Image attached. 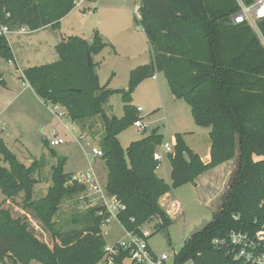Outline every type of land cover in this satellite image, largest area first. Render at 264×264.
Returning a JSON list of instances; mask_svg holds the SVG:
<instances>
[{
    "label": "trees",
    "instance_id": "16d2710c",
    "mask_svg": "<svg viewBox=\"0 0 264 264\" xmlns=\"http://www.w3.org/2000/svg\"><path fill=\"white\" fill-rule=\"evenodd\" d=\"M140 18L135 24L145 32L153 51L148 65L130 74L128 90H112L99 79V64L93 57L109 45L99 34L90 42L79 36L63 39L55 48L59 59L24 71L35 95L47 106L60 107L79 128L104 130L101 151L108 170L106 191L122 202L118 215L122 227L148 241L142 227L154 220L157 233L173 220L162 207L167 194L234 160L239 152V169L225 202L212 221L196 233L175 256V264H226L225 250L215 249L214 239L231 231L264 230V47L246 25H234L236 0H139ZM75 0H0V27L11 32L27 29H60L74 11ZM88 54L92 65L88 63ZM12 48L0 34V60L13 61ZM1 62V61H0ZM163 74L172 94L185 101L200 127L210 128V161L205 162L176 136L174 151L167 155L172 166V183L158 174L154 155L165 144L159 130L132 142L125 150L120 136L139 119L131 96L147 78ZM5 83L0 72V84ZM121 95L125 116H111L106 105ZM48 146V143H46ZM49 147V146H48ZM53 186L47 195L33 201L40 170L36 160L22 163L0 137V190L6 200L25 194L24 205L52 233V247L42 242L22 218H13L0 202V264H99L107 242L101 227L107 215L93 207L84 216L83 228L61 233L53 222L62 201L86 192L70 184L73 174L64 172L65 158L55 152ZM239 215L236 221L233 216ZM79 220H74L78 223ZM129 251L121 252L114 264H123Z\"/></svg>",
    "mask_w": 264,
    "mask_h": 264
},
{
    "label": "rangeland",
    "instance_id": "374dc122",
    "mask_svg": "<svg viewBox=\"0 0 264 264\" xmlns=\"http://www.w3.org/2000/svg\"><path fill=\"white\" fill-rule=\"evenodd\" d=\"M137 1L92 0L89 4L90 10L75 11L65 21L61 30L46 28L31 33L23 28L21 33L8 35L7 39L14 59L10 62L0 60V72L5 81L0 84V127L3 130L0 137L22 163L31 166L36 160L40 162V170L33 175V178L37 180L33 191V201L43 199L53 186V167L58 162L53 156L54 152L66 159L64 165L66 174H78L92 169L104 190H106L108 170L103 158L93 155V149H101L104 138V130L96 126L98 122L93 123L91 130L77 126L78 130L73 134L84 135L81 144L78 143L66 126L46 109V104L41 103L31 93L24 71L56 62L59 57L55 48L61 40V35L81 36L86 39L95 37L96 34L102 37L103 34L104 39H107V33H110L113 28L123 27V24L127 22L133 23L136 16L140 18L139 8L136 9ZM260 42L264 47V41L260 40ZM103 51L98 54L105 59L99 73L100 83L102 85L109 83L111 89L128 90L130 73H128L126 59L115 55L112 47H106ZM149 61L150 53L142 51L138 53L137 63L146 62L142 64L143 66L148 65ZM19 93L22 95L18 96ZM15 97L16 101H14ZM131 105L143 109L144 112L139 114V118L146 128L139 130L133 125L120 136V143L125 150L132 142L147 137L157 129L165 135V141L172 146L177 133H185L190 147L204 157L206 134L211 129L196 124L190 106L185 101L174 97L163 74H158V80L151 77L142 81L131 96ZM106 111L111 116L123 118L125 105L122 96L114 95L106 105ZM70 123L67 124L70 125ZM54 133L57 134V138L64 139L65 144L49 148L46 143L54 138ZM207 141L211 145L209 137ZM235 161L239 164L238 158ZM8 166L0 157V167ZM164 166L165 168L158 174L171 184L172 167L168 159L164 161ZM234 168L235 166L230 164L208 173L205 177L208 183L204 186L201 183L198 186L196 181L194 184L172 191L175 203L168 208L170 211L177 212L172 225L159 233L156 228L159 223L157 219L142 227L143 232L147 234L149 245L156 253L159 255L168 253L173 260L184 245L212 221L215 210H220L228 195L234 175L237 173L233 171ZM233 172H235L234 175ZM229 177L233 179L230 180ZM24 200V193L14 200H6L0 190V202L4 203V209L8 210L13 218L26 220L34 234L52 247L56 242L52 233L25 209ZM95 206V197L89 196L86 192L64 199L53 220L56 230L65 233L83 228L86 212ZM180 210L181 213H179ZM77 219L79 222L74 223ZM105 230L109 231V234H103L109 246L125 238L124 229L114 219L110 227Z\"/></svg>",
    "mask_w": 264,
    "mask_h": 264
},
{
    "label": "built area",
    "instance_id": "2783aa9c",
    "mask_svg": "<svg viewBox=\"0 0 264 264\" xmlns=\"http://www.w3.org/2000/svg\"><path fill=\"white\" fill-rule=\"evenodd\" d=\"M92 0H75L74 10H90V3ZM238 5V12L232 18L234 25H246L256 34L259 40L264 41V0H236ZM22 30L18 31L21 33ZM7 27H0V34H12ZM156 78V76H154ZM29 86V85H28ZM56 116L61 123H63L67 130L73 134L77 126L72 123L66 115V112L60 107H53ZM63 110V111H61ZM139 113L143 112L142 108H137ZM59 111V112H57ZM71 122V123H70ZM67 123H70L68 125ZM135 128L144 130L146 127L141 123L140 118L134 123ZM3 130L0 127V133ZM79 133V132H78ZM74 138L81 144L83 140L82 134L74 135ZM48 146L55 148L65 144V140L54 138L50 140ZM174 151V147L165 143L160 150L155 153L154 159L159 163L157 171L160 172L164 168V161L167 155ZM95 157H103L101 150L93 149ZM70 184H78L86 188V193L89 196L95 197L96 206L102 207L101 215H107L106 220L102 224L101 231L109 234L106 228L110 227L112 220H116L122 227L118 220L119 213L125 209L124 205L116 197L111 196L99 184L97 177L92 169L73 175ZM236 221L240 220L239 215L233 216ZM123 228V227H122ZM124 229V228H123ZM125 238L117 241L114 245L107 244L105 248L104 259L99 264H114L115 258L120 253L129 251V257L124 260L123 264H175V257L171 260L168 253L156 254L150 248L148 241L124 229ZM146 235V234H145ZM104 237V235H103ZM212 245L215 249L225 250L228 257L226 264H264V230L254 233L252 231H231L223 238L214 239ZM176 256V255H175ZM182 264H196L194 261H188Z\"/></svg>",
    "mask_w": 264,
    "mask_h": 264
},
{
    "label": "crops",
    "instance_id": "0c3cea01",
    "mask_svg": "<svg viewBox=\"0 0 264 264\" xmlns=\"http://www.w3.org/2000/svg\"><path fill=\"white\" fill-rule=\"evenodd\" d=\"M137 8L136 9H140V6H141V2L138 0L137 1ZM75 11H77V10H74V11H72L66 18H64L63 20H62V22H61V28L63 27V25H64V23H65V21L69 18V16L71 15V14H73ZM82 13H84V12H82ZM86 13H90V12H86ZM86 13H84V14H86ZM135 19H133V23H126V24H123V27H115V29L113 28L112 29V31L110 32V33H107V39L105 38L104 39V35L102 34V40L106 43V44H108L109 46L108 47H112V49H113V53L115 54V55H119V56H123L125 59H126V61H127V65H128V73H130L131 74V72L134 70V69H136V68H138V67H140V66H142V64H145L146 62H143V63H137L138 62V53L140 52V51H142L143 53H150V61H149V63H147V64H150L151 63V61H152V55H153V51H152V47H151V44H150V42H149V40H148V38H147V36H146V34H145V32L143 31V29L141 28V27H138L136 24H135V21H134ZM22 30V29H21ZM27 30V29H26ZM61 30V29H60ZM20 31V30H19ZM28 31V30H27ZM18 33V31H15V33H12V34H17ZM31 33H34V32H31ZM102 33V32H101ZM20 35V34H19ZM68 37H72V36H65V35H61V40H60V42L63 40V39H66V38H68ZM79 37H81V36H79ZM83 38V37H82ZM93 38H94V36H91V38H86V40H88V41H90V42H92L93 41ZM85 39V38H84ZM59 42V43H60ZM58 43V44H59ZM57 44V45H58ZM56 45V46H57ZM104 52V51H103ZM93 59H94V62L95 63H97V64H99V69H98V73H100V70H101V68H102V64H103V62L105 61V59H102V57H101V55H97V56H94L93 57ZM144 66V65H143ZM115 73H113V75H114ZM129 74V75H130ZM162 75V74H161ZM99 76H100V74H99ZM129 79H130V76H129ZM153 79H155V80H158V74L156 75V78H154L153 77ZM29 85V84H28ZM105 85H108V87H109V83H107V84H105ZM30 87V86H29ZM31 88V87H30ZM110 88V87H109ZM111 89V88H110ZM112 90H116V89H112ZM30 91H31V93H33L34 95H35V93H34V91L32 90V89H30ZM22 94L21 93H19V95L18 96H21ZM36 96V95H35ZM36 98L38 99V100H40L37 96H36ZM17 99H16V97L14 98V101H16ZM41 101V103H44L42 100H40ZM44 105H45V103H44ZM46 106V109H48L49 111H50V113H52V115L55 117V118H57V116H56V112L54 111V109H53V107L52 106H47V105H45ZM61 111H63V110H61ZM57 112H59V111H57ZM144 112V111H143ZM142 112V113H143ZM142 113H140V114H142ZM209 133H210V131L209 132H207V136H206V146H205V154H204V157H202L199 153H197V151H195L192 147H190V145L188 144V142H187V139H186V134L185 133H177V135L178 134H183V138H184V140H185V142H186V144L196 153V154H198L202 159H203V161H205V162H209L210 161V152H211V145L209 144V142L207 141V139H208V137H209ZM54 134H56V133H54ZM57 135V134H56ZM176 135V136H177ZM176 136H175V142H174V145L172 146V147H174L175 146V144H176ZM58 137V136H57ZM164 137H165V135H164ZM165 139H166V137H165ZM4 140V139H3ZM5 142V141H4ZM165 143H167L166 141H165ZM169 144V143H168ZM50 148V147H49ZM101 150V149H100ZM236 158H238L239 159V152H237V156H236ZM235 158V159H236ZM167 159V158H166ZM235 159L234 160H232V161H230V162H228V163H226V164H223V165H221V166H219L218 168H216V169H214V170H212V171H210L211 173L212 172H214V171H217L218 169H220V168H222V167H225L226 165H230V164H233L234 166H235V168H234V170L233 171H235V172H237V170H238V168H239V164H237V162L235 161ZM172 167V166H171ZM164 168H165V166H164ZM167 168V167H166ZM166 170V169H165ZM219 171H221L222 172V170H219ZM171 172H172V168H171ZM210 172H208V173H210ZM235 172H233V175H234V173ZM208 173H206L205 175H203V176H201V177H199L198 178V180H197V185L199 186L200 185V183L202 184V186H204V185H206L208 182H206V180L207 179H205V177H206V175L208 174ZM70 174H74V173H70ZM75 175V174H74ZM232 175V176H233ZM235 176V175H234ZM233 176V177H234ZM233 177L232 178H230L229 177V179L231 180V179H233ZM205 179V180H204ZM167 183H169V182H167ZM170 184V183H169ZM197 185H196V188H198L197 187ZM174 201H173V196H172V193H169V194H167L165 197H163L162 198V200H161V205H162V207L167 211V213L170 215V217H171V219L172 220H174V217L177 215V212L175 213V212H173V211H170L169 210V208H168V206L170 205H174ZM223 206V205H222ZM221 209V208H220ZM215 214H217L218 212H219V210H215ZM179 213H181V210H180V212ZM146 234V233H145ZM147 235V234H146ZM150 248L152 249V251H154L153 250V248L150 246ZM155 252V251H154ZM156 253V252H155ZM156 254H158V253H156Z\"/></svg>",
    "mask_w": 264,
    "mask_h": 264
},
{
    "label": "water",
    "instance_id": "95a60500",
    "mask_svg": "<svg viewBox=\"0 0 264 264\" xmlns=\"http://www.w3.org/2000/svg\"><path fill=\"white\" fill-rule=\"evenodd\" d=\"M88 63H89V65H92V57H91V55L90 54H88Z\"/></svg>",
    "mask_w": 264,
    "mask_h": 264
}]
</instances>
